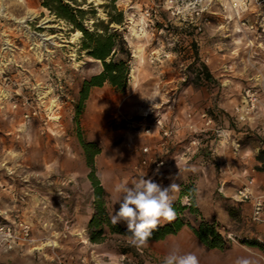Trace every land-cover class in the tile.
Returning a JSON list of instances; mask_svg holds the SVG:
<instances>
[{
	"label": "rangeland",
	"instance_id": "1",
	"mask_svg": "<svg viewBox=\"0 0 264 264\" xmlns=\"http://www.w3.org/2000/svg\"><path fill=\"white\" fill-rule=\"evenodd\" d=\"M62 3L89 32L121 15L110 28L130 53L127 84L123 92L107 82L92 87L81 104L84 81L102 70L81 51L82 34L43 0H0V264H161L173 247L200 264H264V226L250 221V204L212 202L203 184L200 201L195 173L201 163L217 166L209 142L226 121L245 131L246 146L264 145V0H201L192 21L165 0ZM201 64L211 81L196 79ZM82 144L99 150L92 168ZM91 173L109 220L119 209L114 186L143 175L168 186V175L182 174L173 207L188 206L180 192L190 187L197 214L178 210L184 226L176 234L135 247L120 231L89 226L100 218ZM200 221L214 227L219 248L195 238L189 226Z\"/></svg>",
	"mask_w": 264,
	"mask_h": 264
},
{
	"label": "trees",
	"instance_id": "2",
	"mask_svg": "<svg viewBox=\"0 0 264 264\" xmlns=\"http://www.w3.org/2000/svg\"><path fill=\"white\" fill-rule=\"evenodd\" d=\"M114 2V0H109ZM43 6L47 8L56 18L64 20L74 29L78 30L82 34V40L80 49L85 52L86 55L101 63L102 70L99 74L90 77L85 80L81 91H80V103L86 99L88 91L92 87H100L103 83H108L112 88L119 92H123L127 84L128 76V62L130 59V53L126 49L124 42L113 28H110L111 24H121V15H118V19L110 18L107 23L98 21L95 24L97 31L89 32L81 21L76 19L74 10L62 3V0H43ZM81 14V12H80ZM96 30V29H95ZM196 79H202L203 81L209 82L212 77L209 74L208 69L205 65L201 64L196 74ZM85 159L87 164L92 168V158L99 152L94 144H82ZM94 148V149H93ZM256 161L259 163L258 171L264 173V150H260L256 156ZM91 185L93 187V197L96 203L97 215L93 217L89 226L99 227L103 225L109 229L110 232H118L128 235L127 230H122L117 225H112L106 214L102 209L103 201V190L100 187L97 179L93 173L89 175ZM180 196H185L188 199V206L174 208L175 212L178 210H188L191 214H197V210L194 202V192L190 187H185L181 192ZM184 222L176 217L174 221L164 226L158 227L154 230L148 240H161L165 236L176 234L182 227ZM191 232L195 238L206 248L215 249L220 247L219 236L214 230L212 225L204 221H200L196 227L189 226ZM101 234L99 230L95 236L91 237V241L97 240V236Z\"/></svg>",
	"mask_w": 264,
	"mask_h": 264
},
{
	"label": "clouds",
	"instance_id": "3",
	"mask_svg": "<svg viewBox=\"0 0 264 264\" xmlns=\"http://www.w3.org/2000/svg\"><path fill=\"white\" fill-rule=\"evenodd\" d=\"M158 173L159 168L155 174ZM145 176L133 180L130 185L128 182H121L114 186V191L117 193L114 203L119 204V209L114 210L110 215V222L112 225L125 222L129 243L135 247L145 246L162 220L172 222L176 219L173 204L180 190V185L175 182L176 178L170 176L169 179L173 182L163 186L152 178L146 179ZM161 264H200V262L194 253H182L179 247H173L164 254Z\"/></svg>",
	"mask_w": 264,
	"mask_h": 264
},
{
	"label": "crops",
	"instance_id": "4",
	"mask_svg": "<svg viewBox=\"0 0 264 264\" xmlns=\"http://www.w3.org/2000/svg\"><path fill=\"white\" fill-rule=\"evenodd\" d=\"M222 105L225 110L230 111L231 102L229 98H224ZM236 110L238 111V108ZM261 115H264V112H261ZM222 126L223 128L219 130V139L209 142V146L213 151V161L217 163V166H209L206 163H201L198 158L199 164H201L200 166H196L197 170L195 173L198 179L197 198L200 201L206 195L201 186L202 184L207 189L206 192L209 198L212 199V202L218 201V199L212 198L213 195L232 199L235 191L246 183L249 178H254L256 183L255 190L259 186L264 185V173L255 169L258 165L255 157L260 149H264V145L261 144V147L259 145L246 146L244 142L240 141L245 136V131H235L229 126L228 121L224 122ZM262 137H264V134H262ZM181 140L182 138H177L176 141L180 142ZM180 173L177 172L176 174L178 175ZM182 174L178 178L177 176H173L176 178V182H181L183 181L182 179L185 181V177L183 178ZM168 176L170 177L172 175ZM171 181L169 180L170 183ZM215 191H218L219 194H215Z\"/></svg>",
	"mask_w": 264,
	"mask_h": 264
},
{
	"label": "built area",
	"instance_id": "5",
	"mask_svg": "<svg viewBox=\"0 0 264 264\" xmlns=\"http://www.w3.org/2000/svg\"><path fill=\"white\" fill-rule=\"evenodd\" d=\"M201 0H165L167 9L174 10L176 15L182 16L183 20L189 19L190 21L198 19L202 16L204 8L199 7ZM174 12H171L174 14ZM210 123V121H208ZM164 137H168L170 132L167 130L162 132ZM192 144H195L193 142ZM146 153L147 150L143 149ZM142 165L146 164V161L141 162ZM163 162L160 161L156 166H162ZM254 178H249L240 188H238L232 200L236 203H249L250 215L249 219L253 224L264 226V185L259 186L257 190ZM255 191V192H254ZM26 235L27 229L23 228ZM8 237H11L9 229L5 233ZM231 239V236H229ZM10 245V244H9ZM10 247V246H8Z\"/></svg>",
	"mask_w": 264,
	"mask_h": 264
},
{
	"label": "bare ground",
	"instance_id": "6",
	"mask_svg": "<svg viewBox=\"0 0 264 264\" xmlns=\"http://www.w3.org/2000/svg\"><path fill=\"white\" fill-rule=\"evenodd\" d=\"M132 21V20H131ZM131 21H129V22H131ZM132 24V23H131ZM131 26V25H130ZM132 28V27H131ZM132 31L134 30V29H131ZM142 31V30H141ZM77 34H79V32H77ZM134 35V34H133Z\"/></svg>",
	"mask_w": 264,
	"mask_h": 264
}]
</instances>
